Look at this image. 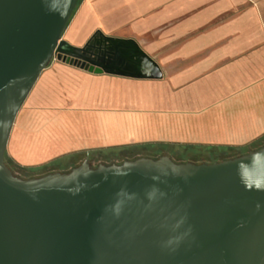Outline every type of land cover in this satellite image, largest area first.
<instances>
[{
  "label": "water",
  "instance_id": "water-1",
  "mask_svg": "<svg viewBox=\"0 0 264 264\" xmlns=\"http://www.w3.org/2000/svg\"><path fill=\"white\" fill-rule=\"evenodd\" d=\"M79 0H0V264H264V146L212 164L142 157L22 179L5 164L17 113L55 59L161 79L136 40L63 38Z\"/></svg>",
  "mask_w": 264,
  "mask_h": 264
},
{
  "label": "crops",
  "instance_id": "crops-1",
  "mask_svg": "<svg viewBox=\"0 0 264 264\" xmlns=\"http://www.w3.org/2000/svg\"><path fill=\"white\" fill-rule=\"evenodd\" d=\"M131 38L161 79L52 61L16 115L6 159L38 167L127 145L245 147L264 135V0H82L63 38Z\"/></svg>",
  "mask_w": 264,
  "mask_h": 264
},
{
  "label": "rangeland",
  "instance_id": "rangeland-1",
  "mask_svg": "<svg viewBox=\"0 0 264 264\" xmlns=\"http://www.w3.org/2000/svg\"><path fill=\"white\" fill-rule=\"evenodd\" d=\"M54 60L55 59H53L52 61ZM156 148H160V147H156ZM156 148H153V149H156ZM141 152H150V151L143 150ZM182 152H186L185 154H188L186 155L188 157H179ZM207 152H209L207 149H196V148L187 149V148L180 147V146H169L168 148H165L164 151L162 150L159 153H147L146 155L145 153H143L142 155H139L138 158L148 157V158L158 159L163 156H168L175 163H189V162L197 163V164L215 163V161L212 162L209 159ZM126 160L128 159L125 158L124 153L117 150L114 152L113 151H97V152L90 151V152H85V153H79V154L74 155L73 157L67 158L64 162L74 161L75 163L80 164V165L83 162H85V163H88L91 168H97L98 166L102 165V163L110 166L113 164H122ZM5 164L11 171L12 175L15 177L17 176L22 179H28V178H32L33 176L37 177V175H39V174L32 175L31 172L29 173L26 170L20 169L18 166H16L14 163L10 162L7 159H5Z\"/></svg>",
  "mask_w": 264,
  "mask_h": 264
},
{
  "label": "trees",
  "instance_id": "trees-1",
  "mask_svg": "<svg viewBox=\"0 0 264 264\" xmlns=\"http://www.w3.org/2000/svg\"><path fill=\"white\" fill-rule=\"evenodd\" d=\"M82 0L78 1L77 7L79 6V4L81 3ZM76 7V9H77ZM76 9L73 12V15L76 11ZM72 15V17H73ZM72 19V18H71ZM264 146V135L259 138L258 140H256L255 142H253L252 144L245 146V147H195V146H186L184 148H191V149H207L209 152H207L209 159L212 162H221L224 160H228V159H232V158H236L238 156H241L243 154L248 153L251 150H256L259 149L261 147ZM156 147H160V148H156ZM168 145H164V144H143V145H127V146H119V147H112V148H107V149H100V150H93V152H97V151H121L122 153H124L125 158L128 160H135L138 158L139 155H142L143 153H145V155L147 153H159L160 151H164L165 148H168ZM156 148V149H153ZM143 150H148L150 152H141ZM186 152H182L181 155L179 157H188L185 154ZM196 153V152H194ZM74 155H67L61 158H58L50 163H47L45 165L42 166H38V167H31V168H20L22 170H26L29 173L31 172L32 175L34 174H39L38 176H42L45 175L47 173H50L54 170H58V169H64L67 168L73 161L71 162H64L67 158L73 157ZM197 156V155H196ZM198 157V156H197ZM6 159V156H5ZM8 160V159H7ZM36 177V176H33Z\"/></svg>",
  "mask_w": 264,
  "mask_h": 264
},
{
  "label": "flooded vegetation",
  "instance_id": "flooded-vegetation-1",
  "mask_svg": "<svg viewBox=\"0 0 264 264\" xmlns=\"http://www.w3.org/2000/svg\"><path fill=\"white\" fill-rule=\"evenodd\" d=\"M78 166H80V164H77V163H75V162L73 161V162H72L67 168L54 170V171H52V172H50V173H55V172L67 173V172H70L71 170H73L74 168H76V167H78ZM47 174H49V173H47ZM45 175H46V174H45ZM42 176H44V175H42ZM38 177H40V176H38ZM32 178H33V177H32Z\"/></svg>",
  "mask_w": 264,
  "mask_h": 264
}]
</instances>
